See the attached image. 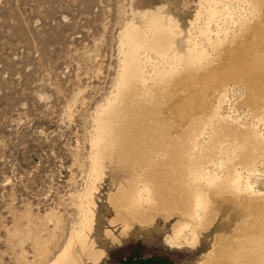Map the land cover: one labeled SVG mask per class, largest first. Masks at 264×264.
<instances>
[{"label": "rangeland", "instance_id": "obj_1", "mask_svg": "<svg viewBox=\"0 0 264 264\" xmlns=\"http://www.w3.org/2000/svg\"><path fill=\"white\" fill-rule=\"evenodd\" d=\"M227 3L234 19L264 29V5L259 1ZM158 7L179 24L182 33L175 44L180 54L189 39L206 44L196 33L204 18L202 0H0V264H49L66 246L71 231L79 229L80 195L91 186L94 122L118 78L119 35L127 22L142 23L138 12ZM222 17L219 26L230 30L231 41L240 25ZM158 20L166 27V19ZM157 64L160 70L168 67L163 61ZM143 67L149 70L147 62ZM173 91L183 92L178 87ZM244 91L237 79L224 82L222 120L215 123L219 131L243 128L250 119L253 108ZM259 126L264 132V124ZM206 132L199 146L210 134L208 128ZM229 143L223 152L228 157L225 166L244 172ZM156 155L161 158L162 153ZM115 166L108 159L102 164L93 193L94 225L86 247L91 242L103 253L96 264H198L217 240L245 255L235 233L261 209L244 208L238 196L211 194L216 217L194 247L165 244L175 216L165 221L157 214L152 227L135 226L123 234L119 225L111 224L108 198L128 175ZM256 170L250 176L252 186L264 193V158L257 161ZM76 250L82 264H93L88 248Z\"/></svg>", "mask_w": 264, "mask_h": 264}, {"label": "bare ground", "instance_id": "obj_2", "mask_svg": "<svg viewBox=\"0 0 264 264\" xmlns=\"http://www.w3.org/2000/svg\"><path fill=\"white\" fill-rule=\"evenodd\" d=\"M257 1L264 5V0ZM202 2L204 18L196 33L206 44L188 38L184 54L175 44L182 33L179 24L163 7L138 12L142 23L127 22L120 33L118 78L114 93L102 104L94 122L91 186L80 195L79 229L73 228L66 246L49 264H82L76 249L84 248L89 249L87 258L93 264L102 259L103 253L94 250L91 242L86 246L94 225L93 193L107 159L128 175L127 182L108 198L111 224L119 225L123 234L135 226L152 227L157 214L165 221L175 216L165 244L194 247L201 231L209 229L216 217L211 194L238 196L244 208L261 209L235 233L245 255L229 251L217 240L198 264H264V193L255 191L250 179L257 171V161L264 158V132L259 128L264 124V29L234 19L228 0ZM222 15L224 21L240 25L231 41L230 30L219 26ZM158 18L167 20L166 27ZM213 58L220 64H214ZM157 60L168 67L160 70ZM146 62L148 71L143 67ZM228 79L245 85L244 98L253 111L243 128L219 131L215 123L221 119ZM177 87L183 90L179 95L173 91ZM207 128L210 134L199 146ZM228 142L233 143V157H238L244 172L225 166L228 157L223 152Z\"/></svg>", "mask_w": 264, "mask_h": 264}]
</instances>
